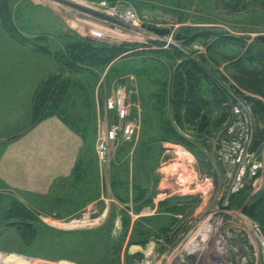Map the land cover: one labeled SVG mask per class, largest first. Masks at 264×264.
I'll return each mask as SVG.
<instances>
[{"label":"rangeland","instance_id":"obj_1","mask_svg":"<svg viewBox=\"0 0 264 264\" xmlns=\"http://www.w3.org/2000/svg\"><path fill=\"white\" fill-rule=\"evenodd\" d=\"M9 2L15 26L30 41L23 44L10 36L0 12V82L3 76H8L6 83L13 76L12 84L18 85L15 76H22L28 91L22 108L26 120L0 124V148L35 127L34 93L51 77H61L65 89L56 104L69 120L55 116L64 129L58 125L55 133L64 135L68 129L82 142L75 167L79 164L83 174L75 182L73 171L71 180L52 190L49 183L55 172L50 170L56 171V166H45L44 172L27 166V172L8 173L0 150V264H264V229L247 214L264 190V145L251 152L258 123L248 103L249 98L264 101V76L242 73L244 68L264 70L248 60L264 45L256 41L264 36V0ZM129 8L144 26L129 25L110 14ZM149 27L170 28L171 34L158 35ZM93 29L108 37L95 39ZM205 31L236 37L245 45L218 46L215 36L186 45L187 39ZM91 39L135 49L106 67L82 73L55 59L54 54ZM43 47L51 54H43ZM176 50L183 52V59L176 57ZM187 59L208 75L197 71L195 83L196 93L208 104L194 122L183 116L180 123L174 83L179 64ZM216 83L226 101L214 93ZM120 85L133 91L131 120L136 118L138 130L134 141L113 149L103 165L96 146L116 122L106 103ZM163 128L175 130L191 146L162 141ZM44 131L51 133L48 127ZM68 131L64 138L73 152L75 141ZM47 139L46 148H52L48 134ZM67 143L61 139V149ZM68 160L62 169L69 168ZM254 165L260 170L252 178ZM240 176L243 183L235 187ZM15 200L38 218L33 224L40 230L30 246L21 240V232H29L21 219L6 218L12 216L9 209ZM95 210L101 216L95 226L63 225L64 220ZM75 232L94 235L88 241L76 240ZM89 245L91 252L84 253Z\"/></svg>","mask_w":264,"mask_h":264},{"label":"trees","instance_id":"obj_2","mask_svg":"<svg viewBox=\"0 0 264 264\" xmlns=\"http://www.w3.org/2000/svg\"><path fill=\"white\" fill-rule=\"evenodd\" d=\"M0 12L2 13L3 24L7 33L10 36H13L19 42L27 44L30 40L25 38L20 33L13 22L12 9L10 8L9 0H0ZM212 36H215L216 41L214 44L218 46H220V44H225V42H237L242 46L245 45H243V42L236 37L222 35L216 36V34L214 35L213 32L208 31L201 32L199 34H195L193 37H190L187 39L186 45H191L200 37L209 39ZM134 49V47H131V45L126 43L107 46L97 44L95 40L91 39L87 40L86 43L74 44L70 46L67 52H58L54 54V57L60 64L63 65L64 68L73 72L82 73L94 67H106L118 59L127 57L131 51H134ZM40 50L45 55L51 54L50 50L46 47L40 48ZM176 55L178 59L184 58L183 52L179 50H176ZM248 60L252 63L258 62L264 68V45L256 55L251 56L248 58ZM242 70L243 76H264V70L261 72H253L252 70H248L246 68ZM197 71L198 73H202V75L205 77L208 76L205 71L199 67V65L193 63L190 59L182 60L177 68L175 79L176 82L174 83V106L176 110V120L180 123L183 120V116H185V119L189 122H194V120L200 116L201 109L206 107L208 104L196 93L197 85H195V83L197 81L196 79L199 80V76H196ZM60 79L61 77H51L46 82L40 84L34 93L32 116L35 124L55 116H59V118L61 117L63 121L68 122L69 119L66 117V115L62 114L63 110H61L60 106L56 104L57 100L60 98V95L65 89V83L60 82ZM214 86V93L217 94L216 96H223L224 101H226V98L223 94V89L220 87V85L216 83ZM248 103L251 113L254 118L257 119L258 123L254 133L251 150L252 153H257L264 145V101L258 98H249ZM169 129L170 128L165 130V128H163V133L161 134L162 141H175L176 143H180L188 147L191 146L190 143H188L187 140L180 134L175 132V130ZM79 168L80 166L78 164V166L75 167V182H79L81 179L80 175L83 174L78 172ZM148 202L149 200H146V203ZM9 212L12 216H6L7 219L10 217L18 220L21 219L20 224H22L29 231L21 232V240L25 245L30 246L37 238L39 233L37 231L40 230V227L38 228L33 224L34 222L38 223V218L25 204L17 200L13 202ZM247 214L264 229V190L259 195V197L254 202H252L251 205H249ZM27 233H29L30 236H28ZM74 235L76 240L87 238L86 241H88L93 237L94 234L92 232H75ZM91 250V245H89L87 252L84 251V253H90ZM28 255L33 256L34 254Z\"/></svg>","mask_w":264,"mask_h":264},{"label":"crops","instance_id":"obj_3","mask_svg":"<svg viewBox=\"0 0 264 264\" xmlns=\"http://www.w3.org/2000/svg\"><path fill=\"white\" fill-rule=\"evenodd\" d=\"M9 77L11 79L13 78V76ZM15 78H18L20 82L18 85H13L11 79L10 82L6 83L8 76H3V80L0 82V118H2L0 119V124H21L26 120V117L23 116L22 118V108L25 109V105L27 104L26 94L28 87L25 84H21L22 76H15ZM58 125H60L62 129V121L58 117H50L46 119V121L35 124V127L31 131L24 132L17 138L3 145L0 150L3 151V157L5 156L3 165L4 171L12 173V170H16V173H18L20 170L22 173L28 171L29 167L26 169L27 166H32L30 170L32 168L34 170V168L38 166V170L36 171L41 172L42 169L44 172L45 166H56V171L50 170L51 172H55L54 175H51L52 181L49 183V187L52 190H55L57 186L59 187V185L64 182L71 180L72 178L70 179V177L72 176L73 171H75V165L79 162L83 153L82 142L77 140L72 132L65 129L64 135L66 134V131H68L70 137L75 141L74 151L71 152L67 140L64 138L65 136L62 135L61 131H58L59 136L55 133L58 129ZM45 127H48L51 133H45ZM62 130L64 131V129ZM47 134L50 136L54 144L52 148H46L47 144L45 145V141L49 142ZM61 139L65 140L67 143V147L64 149H61ZM49 157L55 159L50 161L48 159ZM67 157L69 158L68 166H70L69 168L62 169L61 165L65 163ZM26 188L33 187L26 186ZM18 262L19 261L17 260L15 261V263Z\"/></svg>","mask_w":264,"mask_h":264},{"label":"built area","instance_id":"obj_4","mask_svg":"<svg viewBox=\"0 0 264 264\" xmlns=\"http://www.w3.org/2000/svg\"><path fill=\"white\" fill-rule=\"evenodd\" d=\"M110 14L129 25L135 27L144 26L141 18L133 8L123 11H113ZM90 34L95 39L100 40L108 37L101 29H93ZM132 97L133 91L125 85H120L116 88L114 94L107 100L106 106L109 111L115 113L116 122L98 138L96 156L100 164H107L109 155L113 149L115 151L121 144H129L134 141L138 129L136 118L131 120ZM253 167L254 168L251 169V177L255 178L258 176L260 166L254 165ZM242 178L243 177L240 176V178L237 179L235 187H239V185L243 183ZM94 213L95 214L87 211L77 218L64 220L63 225L69 229L95 226L98 220L101 219V216L96 210Z\"/></svg>","mask_w":264,"mask_h":264},{"label":"water","instance_id":"obj_5","mask_svg":"<svg viewBox=\"0 0 264 264\" xmlns=\"http://www.w3.org/2000/svg\"><path fill=\"white\" fill-rule=\"evenodd\" d=\"M149 30H152L156 34L162 35V36L171 34V29L170 28L149 27ZM256 41L257 42H262L264 44V36H261V37L257 38Z\"/></svg>","mask_w":264,"mask_h":264}]
</instances>
